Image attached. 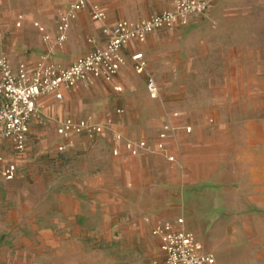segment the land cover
<instances>
[{"label": "crops", "instance_id": "obj_1", "mask_svg": "<svg viewBox=\"0 0 264 264\" xmlns=\"http://www.w3.org/2000/svg\"><path fill=\"white\" fill-rule=\"evenodd\" d=\"M5 1L14 5L16 0H0V7L5 5ZM92 1L107 12L108 22L95 21L89 8L78 11L71 20L67 40L62 46L56 43L58 25L61 17L70 12L74 0H25V11L17 15L15 26L18 16L23 15V25L19 28L32 22L43 37L35 23L44 25L51 39H43L49 47L60 49L59 62L50 53L45 56L57 65L67 67L94 49L106 46L111 39L110 31L106 30L108 26L112 27L123 19L137 21L151 17L172 9L177 0ZM220 3L221 0H217L205 17L214 16L218 9L216 6ZM15 14L11 13L10 17L13 18ZM197 17H192L186 25L155 31L144 42L129 41L122 50L126 64L121 67L114 82L104 79H96L92 83L81 81L72 88H63L62 99H57L55 94H47L38 99L39 115L31 121L28 144L35 126L44 122L48 114L47 105L53 102L59 103L64 110L59 124L71 117L76 121L89 120L106 125L105 132L95 138L87 134H73L70 138H63L57 128L59 146L66 147L59 152L76 155L80 150H85L90 160L86 176L80 179L81 171L77 167L70 185L66 186L67 194L63 195L59 206V214L65 220L71 219L72 223H76L83 219L85 223L93 224V219L98 218L105 224L113 214L131 215L155 223L156 226L185 217L187 226L193 231L202 230L203 222L217 223L216 209L219 205L225 206L224 195L229 199L226 207L240 208L238 199L235 203L232 199V184L238 183L240 178L235 169L239 143L233 147L228 136L230 131L221 130L223 121L216 119L212 123L208 120L209 112L221 111L215 102L216 97L211 99V96H216L214 85L208 82L215 78L211 65L219 62L234 64L239 61V56L231 46L234 36L220 34L229 32L227 28L233 27L198 24L195 22ZM51 26L55 29L53 34L49 30ZM137 53H143L147 61L144 73H138L135 68L133 56ZM8 58L15 70H18L21 63H25L30 73L42 60H23L15 66L11 58ZM149 76L156 79L159 85L157 98L151 97L148 90ZM81 84L109 85L114 92L122 95L124 104L109 115L75 117L64 107H67L69 93ZM118 86L123 87L122 92L116 90ZM119 109L124 112L119 113ZM176 112L180 113L179 117L174 116ZM167 122L181 126L168 143L169 152L175 157L173 162L156 150L159 132ZM186 126L192 127L191 133L184 129ZM116 132L122 133L124 139L145 140L152 149L131 155L125 141L115 138ZM116 149L118 154L114 153ZM8 150L12 153L9 154ZM0 152L8 160L17 163V155L24 153L18 152L6 138H0ZM241 178L244 179L243 188L248 190V179ZM0 181L7 180L0 178ZM225 183L230 184L226 189L223 187ZM85 193H88L87 198H82ZM89 193H96L95 198ZM246 206L256 204L247 203ZM234 221L227 219V223ZM65 223L67 221L61 224ZM60 237L69 238L70 233L62 232ZM94 237L95 233L90 229L82 235L85 239ZM216 258L218 264H237L233 255Z\"/></svg>", "mask_w": 264, "mask_h": 264}, {"label": "rangeland", "instance_id": "obj_2", "mask_svg": "<svg viewBox=\"0 0 264 264\" xmlns=\"http://www.w3.org/2000/svg\"><path fill=\"white\" fill-rule=\"evenodd\" d=\"M24 3L5 1L0 7V56L8 55L15 66L23 60H40L46 53L59 62L60 49L49 47L32 22L15 26ZM216 7L214 16L202 15L195 22L233 27L220 34L234 36L231 46L239 61L211 65L215 78L208 82L216 89L211 99L216 97L221 111L209 112L208 120L223 121L221 130L230 131L233 147L239 143L235 169L240 178L232 184V199L233 203L238 199L240 208L226 207L229 199L224 195L225 206L216 209V224L203 222L202 230L193 231L186 226L197 254L233 255L237 264H264V0H221ZM13 12L16 16L11 18ZM49 30L55 31L52 26ZM123 104L122 95L109 85L81 84L69 93L64 109L75 117L98 116ZM47 106L48 114L35 126L27 150L17 155L19 175L0 181V264H150L159 258V243L152 234L155 223L115 214L105 224L98 218L93 224L83 219L72 223L59 214L75 169L80 168L82 179L90 160L85 150L76 155L59 152L57 128L64 110L57 102ZM241 177L248 179L243 182L248 190ZM89 195L95 198L96 193ZM228 218L234 223H227ZM89 229L95 237L82 238ZM62 232L70 237L61 238Z\"/></svg>", "mask_w": 264, "mask_h": 264}, {"label": "built area", "instance_id": "obj_3", "mask_svg": "<svg viewBox=\"0 0 264 264\" xmlns=\"http://www.w3.org/2000/svg\"><path fill=\"white\" fill-rule=\"evenodd\" d=\"M217 0H177L172 9L137 21L127 19L119 20L114 26L107 27L111 39L106 46L96 48L85 56L78 58L70 66L62 67L44 56L32 73L28 66L21 63L15 70L7 55L0 56V138L8 139L18 152H25L28 148V135L31 121L39 115L38 99L47 94H55L57 99L63 98L62 89L72 88L81 81L89 83L96 79L114 82L126 59L122 53L123 47L132 40L144 42L148 36L160 30L171 29L186 25L194 16H205L209 13ZM89 8L95 21L107 23V12L92 0H74L70 12L61 17L58 25L56 43L64 45L71 20L78 11ZM24 16L19 15L17 27H22ZM35 26L43 34L45 41L51 39L47 28L39 22ZM135 68L138 73H144L147 61L143 53L133 56ZM147 87L151 97H159V85L152 76L148 77ZM119 92L122 86L116 87ZM119 113L124 112L122 109ZM179 117L180 113H174ZM181 128L173 123H164L159 132L156 150L163 154L169 161H175L174 155L169 152V139ZM106 125L89 120H79L68 117L58 126V133L63 138H70L73 134H87L97 137L105 132ZM184 129L190 133L191 126ZM115 138L124 140L126 148L131 155H139L142 151H150L152 147L145 140L135 141L124 139L120 132L115 133ZM64 145L59 150H65ZM115 154L119 151L116 149ZM19 166L16 161L8 160L0 152V178L13 181L17 178ZM153 236L159 242L162 256L150 264H218L213 254H197L193 247V236L189 232L185 219L179 218L174 222L157 224L152 230Z\"/></svg>", "mask_w": 264, "mask_h": 264}]
</instances>
